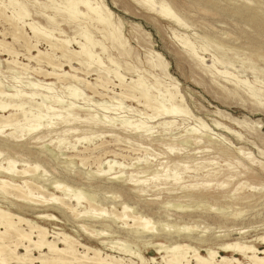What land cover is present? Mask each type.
Returning <instances> with one entry per match:
<instances>
[{
  "label": "rangeland",
  "instance_id": "rangeland-1",
  "mask_svg": "<svg viewBox=\"0 0 264 264\" xmlns=\"http://www.w3.org/2000/svg\"><path fill=\"white\" fill-rule=\"evenodd\" d=\"M8 1L0 0V88L9 94L17 93L18 98H14L16 102L29 101L24 105L28 110L27 118H32L31 115L38 111L44 115L47 113L45 109L49 114L41 118L42 129L36 131V137L30 138L25 145H17L20 141H15L12 147L0 143V164L7 165L6 160L10 158L19 169L23 164L26 167L38 164L35 174L39 177V173L42 175L38 182L32 181L34 184L31 183L29 187H24L20 181L16 183L21 184L26 194L37 201L51 197L52 192L54 197L60 195L65 200L70 196L73 200L75 196L80 203L74 204V210L85 217L80 219L74 218L70 212L65 214L54 203L41 207L37 202L35 208L24 206L25 214L15 211L12 206L14 201L10 199L3 202L0 199L2 207L9 203L11 212L47 227L51 234L52 230L58 231L52 227L58 228L86 246L119 258L123 264H168L162 256L170 252L166 253L163 247L171 240L194 247L201 256L206 255L207 248L229 256L230 252L224 253L218 249L221 243L240 242L253 245L259 250L264 249V241H260L264 238V0H156L167 2L183 26L150 13L134 0H102L112 12L113 25L119 28L124 44L122 47L113 45L94 20H86L80 15V20H77L78 17L75 21L68 19L63 9L66 0H11L14 5L9 6ZM16 3L23 5L28 13L21 20L24 22L14 14L19 6ZM238 6L239 13L234 12ZM78 9L82 11L83 7L78 5ZM252 11L261 14L251 18ZM47 15L53 19L47 18ZM11 18L15 19L12 22L22 26L23 38L18 41L11 36ZM31 21L37 23L35 25L41 30L37 38L26 25ZM80 32L91 39L87 47L92 55L95 54L93 59L97 57V61L99 58L101 67L93 59L92 65L85 66L73 58L70 62L76 68L73 72L66 58L61 59L59 53H53L47 44L48 40L68 39V48L76 51L78 48L75 41L85 42ZM184 39L191 46L190 52L182 44ZM24 41L35 45L55 62L60 61L61 68L77 78L56 80L44 77L42 72L48 69L45 59H41L42 63L27 60ZM76 58L79 59V56ZM159 62L166 67L160 68ZM113 73L120 75L125 85L145 81L146 87L143 88L149 91L152 99L160 103L158 113L176 104L181 109L177 114L179 116L150 119L152 110L144 108L141 100L137 103L128 98L110 99L114 92L124 88L117 86ZM104 80L109 81L107 91L99 86ZM92 85L102 93H95ZM34 91L35 97H28ZM12 100L8 96L0 97V102ZM22 118L19 116L12 123L16 122L14 125L6 124L4 129L0 127L3 134L10 131L16 133L19 130L15 131L16 128L23 125ZM63 119L64 122L61 121ZM167 120L171 123H162ZM215 122L220 124L219 127L215 126ZM199 132L203 134L200 136ZM59 140L60 145L57 144ZM80 156L86 158L81 161ZM105 159L115 162L106 173L104 170L108 166ZM53 180L67 185L66 193L51 190L49 183ZM196 182L209 183L208 189L201 192L207 198L199 200L191 196L190 184ZM220 185H225L223 191ZM90 195L94 197L93 201ZM89 202L94 204L91 208ZM177 204L184 209H191V212L187 211L185 215L180 212L181 207ZM239 209V215L234 216ZM41 212L53 215L57 222L43 224L35 218ZM133 213L140 216L142 221L149 222L153 231L138 235L127 233L122 223L132 225ZM219 213L222 217L218 216ZM108 216L117 218V221L112 222ZM118 216L122 219L118 220ZM80 224L87 226L88 230L102 232L103 237L95 239L87 236L80 229ZM139 224L131 228L136 229L137 226L140 229ZM185 226L192 228L175 232ZM100 241H110L112 245L109 246L114 248L104 247ZM155 244L163 247L159 249ZM59 246L62 247V244ZM122 250L129 253L125 254L127 252ZM34 253L37 255V252ZM190 256L191 253L187 252V259L194 264ZM234 256L247 262L239 254Z\"/></svg>",
  "mask_w": 264,
  "mask_h": 264
},
{
  "label": "bare ground",
  "instance_id": "bare-ground-1",
  "mask_svg": "<svg viewBox=\"0 0 264 264\" xmlns=\"http://www.w3.org/2000/svg\"><path fill=\"white\" fill-rule=\"evenodd\" d=\"M10 1V2H9ZM8 1V6L9 4H13L11 2V0ZM14 1V0H13ZM135 3L141 5L142 7L146 8V10H149L150 13H155L156 15L160 16L161 18H165L167 20H173L176 24L178 25H182L183 23L178 19V17L174 14V12L172 11V8L170 7V5L167 2L164 1H160L157 2L156 0H134ZM17 2V1H16ZM64 3V2H63ZM43 4V3H42ZM14 5V4H13ZM12 5V6H13ZM17 5V3H16ZM19 5V4H18ZM17 5V6H18ZM21 5V4H20ZM18 6V10H16V12L14 13L17 16V19L23 20L22 18H24L25 16H27V12L24 8V6ZM78 5H81L83 7V10L80 11L78 9ZM7 6V5H6ZM44 6V5H43ZM59 6V5H58ZM172 6V5H171ZM42 7V6H41ZM52 7V6H51ZM63 7V6H62ZM43 8V7H42ZM56 8V7H55ZM58 8V7H57ZM237 9H234V12L239 13V6L236 7ZM13 9H15L13 7ZM64 12L66 17H68V19H73L75 21V18H77L79 15L83 18L89 19V20H94L95 23H97L99 26H101V30L103 32V34L105 36L108 37V39H110V42L118 47H122L123 44V39L120 36V32H119V28H117L115 25H113V22L111 20V16H112V12L109 8L106 7V5L103 4L102 0H66L65 5H64ZM56 11V10H55ZM14 12V11H13ZM60 12V11H59ZM63 12V11H61ZM1 13V11H0ZM57 13V12H56ZM259 14H261L259 12ZM258 13H253V11L251 12V18H254V16L259 15ZM15 15H13L12 17H14ZM64 15V16H65ZM263 18H264V14ZM15 16V17H16ZM79 16V17H80ZM51 16L47 15V18ZM54 17V15H53ZM78 17L77 20H80V18ZM49 18V20H50ZM62 19V17H60ZM53 19V18H51ZM82 19V18H81ZM115 19V18H114ZM15 19L11 18V36L13 38V40H17L19 38H23L22 35V29L21 27H19L15 21L12 22ZM67 20V19H66ZM85 20V19H84ZM27 21V20H26ZM24 22V21H21ZM173 22V23H174ZM20 23V22H19ZM26 23V22H25ZM35 24L37 23H33L31 22H27L26 25L29 27L31 33L33 34V36L35 38H37L38 36H40V29L39 27H37ZM23 25V24H22ZM55 25V24H54ZM25 26V25H24ZM41 28V27H40ZM55 29V28H54ZM84 29V28H83ZM46 31V30H45ZM44 31V34H45ZM86 31V30H84ZM49 32V31H47ZM101 32V33H102ZM81 33V32H80ZM43 34V33H42ZM50 34V33H48ZM47 34V35H48ZM83 33H81V36L85 39V42H80V41H75L77 44V50H70L68 48V44L70 43V40L68 39H62V38H57L54 41H47V44L50 48V50L53 53H59L60 58H66L67 62L69 63L70 69L73 70V72L76 70L75 67H73L70 62L71 60L74 58L77 59L79 61V63L81 65H92L93 63V54L92 52L89 50V48L87 47V44L89 42H91V39L88 37V35H86L85 33L82 35ZM46 35V34H45ZM79 35V34H78ZM86 35V36H85ZM44 36V35H43ZM49 37H52L50 35H48ZM47 36V37H48ZM75 37V35H74ZM104 37V36H103ZM55 38V37H54ZM81 39V38H80ZM184 39V41H182V44L185 48H187V50H189L190 44L189 42ZM18 41V40H17ZM21 41V40H20ZM27 41V40H26ZM181 41V40H180ZM74 42V41H73ZM23 43V42H22ZM25 49H26V59L29 61H35L36 63H39L41 61L42 58H44V62L46 67L48 68L47 70H45L44 72H42L44 77L47 78H54L56 80H61L64 78H69L72 80L76 79L77 77L75 75L69 74L68 71H65L61 68V63L59 62H55L54 59H52L51 56H47L48 54L43 53L40 49H38L35 45H29L27 42H25ZM96 43V42H94ZM93 43V44H94ZM181 43V42H180ZM90 44V43H89ZM92 44V43H91ZM101 44V42H100ZM112 45V46H113ZM4 46V45H3ZM90 46V45H89ZM104 46V45H103ZM101 46V50L104 51V47ZM115 46H113L115 48ZM7 47V46H6ZM91 49V47H90ZM121 49V48H120ZM192 49V48H190ZM228 49V48H227ZM49 50V49H48ZM9 54H13L12 51L10 50H6ZM124 51V50H123ZM50 52V53H52ZM122 52V51H121ZM125 53L128 54V52L124 51ZM187 52H190L187 51ZM192 52V50H191ZM195 54V52H192ZM46 55V56H45ZM52 55V54H50ZM54 55V54H53ZM197 56V54H195ZM194 55V56H195ZM77 56H79V59L76 58ZM191 56V55H190ZM57 57V56H56ZM193 57V56H192ZM198 57V56H197ZM54 58V56H53ZM58 58V57H57ZM159 58V57H158ZM59 59V58H58ZM62 59V58H61ZM93 59V60H92ZM112 59V58H111ZM160 59V58H159ZM99 60V58H98ZM96 61L94 63L98 64V66L101 67V65L98 63L99 61ZM201 60V59H200ZM13 61V60H12ZM65 61V60H63ZM15 62V61H14ZM155 62V61H154ZM158 62V61H156ZM16 63V62H15ZM42 63V61H41ZM63 63V62H62ZM78 63V62H76ZM153 63V62H152ZM18 64V63H17ZM16 64V65H17ZM214 64V63H213ZM22 67H25L24 64H20ZM156 66L161 65L160 68H164L166 67L164 64H162L161 62L158 63V65L155 63ZM28 66V65H27ZM153 66V65H151ZM82 67V66H81ZM27 68V67H26ZM87 68V67H86ZM97 68V67H96ZM107 68V67H106ZM35 69V68H34ZM98 69V68H97ZM96 69V70H97ZM104 70V69H103ZM160 70V69H159ZM101 71V70H100ZM99 71V74L101 73ZM110 71V70H109ZM112 71V69H111ZM162 73L164 72V70H161ZM108 72V70H107ZM106 72V73H107ZM109 73V72H108ZM226 73V72H224ZM115 78L117 80V86L119 87H123V89H120V91L118 92H114L113 96L110 97V99L114 98V97H119L120 99H124V98H128V99H132V100H136L137 103H140L139 101L141 100L142 105L144 108L146 109H150L152 110V114L150 117V119H158V117H165V116H173V115H177L179 112H181V109L179 107V105H170L169 107L165 108L162 112L158 113V109H159V105L160 103L157 100L152 99V97L149 95V91H147L145 88L146 87L145 81L140 83L139 81H135L133 83H129L127 85L123 84L122 82V77L118 74H114ZM112 75V76H113ZM98 76V75H97ZM107 76V75H106ZM139 77V76H138ZM14 79V78H13ZM16 80V79H15ZM14 80V81H15ZM115 80V81H116ZM141 80V79H139ZM159 80V79H158ZM17 81V80H16ZM15 81V82H16ZM77 81V80H76ZM111 81V80H110ZM124 81V80H123ZM157 81V80H154ZM29 82V81H28ZM78 82V81H77ZM84 82V81H83ZM109 81L104 80L101 81L100 85L102 89H104V91L108 90L106 89V85L108 84ZM86 83V82H85ZM84 83V84H85ZM42 84V83H41ZM81 84V83H80ZM157 84V83H156ZM3 85V84H2ZM32 85H35L34 83H32ZM49 85V84H48ZM153 85V84H152ZM36 86V85H35ZM65 86V85H64ZM89 86V85H88ZM148 86V85H147ZM236 86V85H235ZM38 87V86H37ZM91 87V86H90ZM95 87V85H94ZM14 88V87H13ZM36 88V87H34ZM250 88V87H249ZM32 89V88H31ZM46 89V88H45ZM92 89L95 93H102L100 91H97L96 88H93L92 85ZM148 89V87H147ZM9 90V89H8ZM14 90V89H12ZM33 90V89H32ZM31 90V91H32ZM36 90V89H35ZM69 90V89H68ZM19 91V90H18ZM17 91V92H18ZM24 91V90H23ZM22 91V92H23ZM28 91V90H27ZM30 91V90H29ZM30 91V92H31ZM251 91V90H250ZM35 92V91H34ZM31 93L29 95V93H27L28 97L30 98H34L35 93ZM38 92V91H37ZM48 92V91H47ZM68 93V91H66ZM113 92V91H112ZM165 92V91H164ZM21 94V92H19ZM17 94V93H16ZM15 93L13 94H9L5 91H3V89L0 88V95L1 96H8L11 99H13L10 102H0V127H2V129H4L3 127L8 124V126L10 125H14L16 124V122L14 124H12L14 121H17L18 117L21 116L23 117L22 124H20L21 126H19V128H16L15 131H17V129H19L18 131L20 132L19 134L16 132H9L8 134L4 135L3 130L0 128V143L6 145L7 147H12V145H15L16 143H14L15 141H20V143H17V145L23 146L25 145L30 138L36 137L37 133L36 131H40V129H42L41 127V118L43 116H45L46 114H49L46 110V114L43 115V113L41 111H38L37 114L35 115H31L32 118H27L26 112L28 110H26V107L24 106L25 104L29 103L26 101H21V102H16L14 101V98H18V96ZM19 94V95H20ZM23 94V93H22ZM33 95V97H32ZM39 96L43 97L44 95L42 94H38ZM0 96V97H1ZM25 96V97H26ZM156 96V95H155ZM167 96V95H166ZM22 97V96H21ZM37 97V95H36ZM47 98H49L48 96H45ZM157 97V96H156ZM155 97V99H156ZM168 97V96H167ZM250 97H252V95H250ZM66 98V97H65ZM171 98V97H170ZM51 99V98H50ZM62 99V98H61ZM117 99V98H116ZM174 99H177L176 97ZM173 100V99H172ZM255 100V99H254ZM43 101V100H42ZM40 100V102H42ZM52 101V100H51ZM119 101V99H118ZM121 101V100H120ZM181 101V100H180ZM178 101V102H180ZM33 102V101H32ZM55 102V101H54ZM115 102V101H114ZM174 102V101H173ZM258 102V101H256ZM35 103V102H34ZM175 103V102H174ZM181 103V102H180ZM76 104V103H75ZM172 104V101H171ZM183 104V103H181ZM42 105V104H41ZM103 104H100V106ZM30 106L29 105V110H30ZM113 106V105H112ZM44 107V105L42 106ZM104 108V107H103ZM130 108V107H129ZM32 109V108H31ZM35 110V109H34ZM112 110V108H111ZM67 111V109H66ZM119 111V110H118ZM183 111V110H182ZM65 112V111H64ZM185 112V110H184ZM112 113V112H111ZM137 113V112H136ZM6 114V115H5ZM29 114V113H27ZM33 114V113H31ZM187 114V113H186ZM116 115V114H115ZM30 116V115H29ZM145 116V115H144ZM179 116V115H177ZM181 116V115H180ZM186 115H184L185 117ZM191 116V115H190ZM46 117V116H45ZM174 117V116H173ZM188 117V116H187ZM186 117V118H187ZM49 118V117H47ZM44 119V118H43ZM51 119V118H50ZM59 119V118H58ZM49 120V119H48ZM93 120V119H90ZM90 120H88L90 122ZM61 121H65L64 119ZM87 121V120H86ZM173 121V120H172ZM59 122V121H58ZM75 122V121H74ZM102 122V121H101ZM175 122V121H174ZM18 123V122H17ZM53 123V122H52ZM60 123V122H59ZM94 123V122H93ZM104 123V122H102ZM107 123V122H106ZM163 124H170L171 121L167 120V121H162ZM55 124V123H54ZM96 124V123H95ZM98 124V123H97ZM105 124V123H104ZM198 124V123H197ZM66 125V124H65ZM106 125V124H105ZM139 125V124H138ZM161 125V124H159ZM219 123L215 122V126L219 127ZM16 126V125H15ZM69 126V125H68ZM140 126V125H139ZM14 128V126H11V128ZM44 127V126H43ZM52 127V126H51ZM79 127V126H78ZM205 126H203L204 128ZM50 127H48L47 129H49ZM70 128V127H68ZM73 128V127H72ZM200 128V127H199ZM52 129V128H51ZM54 129V128H53ZM194 129V128H193ZM191 129V130H193ZM206 129V128H204ZM203 129V130H204ZM228 130V128H226ZM55 130V129H54ZM106 130V129H105ZM133 130H135L133 128ZM196 130V129H195ZM202 130V129H201ZM47 131V130H46ZM50 131V130H49ZM48 131V132H49ZM108 131V130H107ZM106 131V132H107ZM110 131V130H109ZM126 131V129H125ZM43 132V130L41 131ZM111 132V131H110ZM188 132V131H186ZM185 132V133H186ZM191 132V131H190ZM46 133V132H45ZM113 133V132H112ZM189 133V132H188ZM200 133V132H199ZM230 133H232L230 131ZM234 133V132H233ZM34 134V135H32ZM40 134V133H39ZM114 134V133H113ZM187 134V133H186ZM193 134V133H191ZM203 133H200V136ZM237 135V133H235ZM4 135V136H3ZM32 135V136H31ZM112 135V134H111ZM183 135V134H182ZM189 135V134H188ZM195 135V133H194ZM199 135V134H196ZM162 136V135H161ZM199 136V137H200ZM205 136V135H204ZM189 137V136H188ZM192 137V136H191ZM203 137V136H202ZM207 137V136H206ZM205 137V138H206ZM211 137V136H210ZM239 137V136H238ZM118 138V137H117ZM194 138V137H193ZM209 138V137H208ZM221 138V137H220ZM63 139V138H62ZM84 139V138H83ZM87 139V138H86ZM132 139V138H131ZM211 139V138H209ZM217 140V139H216ZM23 141V142H21ZM185 141V140H184ZM188 141H190V139H188ZM200 141V140H199ZM61 141H57V144L60 145ZM183 143V142H182ZM226 143V142H225ZM213 144V143H212ZM185 145V144H184ZM225 147V146H223ZM222 147V148H223ZM217 148V147H216ZM1 149V148H0ZM185 149V148H184ZM50 150V149H49ZM48 151V150H47ZM52 152V151H51ZM205 152V151H204ZM222 152V151H221ZM241 152V151H240ZM49 153V152H48ZM61 154V152H59ZM6 154V153H5ZM51 155V153H50ZM75 155V154H74ZM78 155V154H77ZM79 156V155H78ZM117 156V155H116ZM115 156V157H116ZM242 156V155H241ZM249 157V155H247ZM54 157V155H53ZM124 157V156H123ZM122 157V158H123ZM8 158V157H7ZM5 158V159H7ZM74 158V157H73ZM80 158H82L80 156ZM86 157H83L81 159V161H83ZM181 158V157H180ZM53 159V158H52ZM115 159V158H114ZM245 160V159H244ZM2 161V159L0 160ZM7 161V165L2 166L0 164V199L5 201L7 199H10V201H14L12 204V206L15 207V211L18 210L17 212L21 211L22 213L25 211L24 210V206H27L28 208H33L32 206H38L37 202H39V206H43V205H49L50 203H54L55 206H57L59 209H61L63 211V213L65 212V214L67 212H70V214H72L74 216V218H79L82 219V217L84 218V214L81 213H77L74 210V204L78 205L79 199L77 197L74 196L73 200H71L72 198L68 197V201L63 199L62 197L60 198L59 196L55 197L53 196V192L51 193V197L49 198H45L42 200H34L31 196H28L25 192V190L23 189V186L19 183H22L24 185V187H29L31 186L30 184L33 182H38L41 179V174L39 173L40 177L38 175L35 174V171H37L38 169V164H33L32 166H25V164H23L22 168H18L15 166V163L13 160L8 159ZM16 161V160H15ZM55 161V160H54ZM101 161V160H100ZM195 161V160H194ZM58 162V161H57ZM62 162V161H61ZM65 162V161H64ZM192 162V161H191ZM243 162V161H242ZM3 163V162H2ZM56 163V162H55ZM72 163H74V161H72ZM105 163L108 166L107 170H104V173L108 172L111 170V167L114 165V161L109 160V159H105ZM21 164V165H22ZM59 164V162H58ZM61 164V163H60ZM99 164H101V162H99ZM17 165V164H16ZM74 165V164H73ZM79 165V164H78ZM81 166V165H80ZM216 166V165H214ZM68 167V166H67ZM100 167V165H99ZM199 167V166H198ZM218 167V166H217ZM72 169V168H71ZM74 169V168H73ZM99 169V168H98ZM159 170V169H157ZM178 170V169H177ZM197 170V169H196ZM195 170V171H196ZM72 171V170H71ZM103 172V170H101ZM69 173V171H68ZM149 173V172H148ZM111 174V173H110ZM157 174V172H156ZM159 174V173H158ZM50 176V175H49ZM48 177V176H47ZM89 177V176H88ZM120 177V176H119ZM157 177V176H156ZM173 177L175 178V176L173 175ZM178 177V176H177ZM46 178V177H45ZM112 178V177H110ZM113 178H118V176H113ZM179 178V177H178ZM177 178V179H178ZM39 179V180H38ZM50 179V178H48ZM53 179V178H52ZM38 180V181H37ZM46 180V179H45ZM44 180V181H45ZM115 180V179H114ZM125 180V179H124ZM132 180V179H131ZM153 180V178H152ZM168 180V178H167ZM170 180V179H169ZM181 180V179H180ZM16 181H20L19 183H16ZM33 181V182H32ZM43 181V180H42ZM113 181V180H112ZM156 181V180H155ZM61 182V181H60ZM122 182V181H121ZM120 182V183H121ZM127 182V179H126ZM175 182V181H174ZM44 183V182H43ZM49 183V181H48ZM124 183V182H122ZM34 184V183H33ZM63 184V183H62ZM61 183L58 182V180H53L52 182L49 183V188L51 190L55 191H61L62 193L65 192V190H67V185H62ZM114 184V183H113ZM237 184V183H236ZM37 185V184H36ZM38 185H40L38 183ZM136 185V184H135ZM192 187V191L189 190L190 192H192L191 196H194L195 198L198 197L199 200H203L205 198H207L205 196L204 193H201L203 189H208L209 183H200L198 184L197 182L195 184H190ZM241 185V184H240ZM197 186V187H196ZM221 188L220 190L223 191L224 189L222 188L225 185H220ZM32 187H36V186H32ZM41 188V185L39 186ZM36 187V188H39ZM195 187V188H194ZM219 187V186H218ZM245 187V185H244ZM134 188V187H133ZM254 188V187H253ZM73 189V188H72ZM250 189V187H249ZM255 189V188H254ZM261 189V188H259ZM47 190V189H46ZM187 190V189H186ZM185 190V191H186ZM193 190H201V191H194ZM253 190V189H252ZM71 191V190H69ZM73 191V190H72ZM142 191V190H141ZM239 191V190H238ZM68 192V191H67ZM83 192V191H82ZM28 193V192H27ZM66 193V192H65ZM71 193V192H70ZM69 193V194H70ZM75 193V192H74ZM77 193V192H76ZM88 193V192H87ZM86 193V194H87ZM53 194V195H52ZM68 194V193H67ZM103 194V193H102ZM179 194V193H178ZM188 194V193H187ZM191 194V193H190ZM218 194V193H217ZM73 195V194H72ZM65 196V195H63ZM83 196V195H82ZM93 196V195H92ZM189 196V195H187ZM251 196V195H250ZM67 197V196H66ZM89 197V196H88ZM119 197V196H118ZM184 197V196H183ZM253 197V196H252ZM94 198V197H93ZM93 198L90 195V200L93 201ZM187 198V197H186ZM107 199V198H106ZM149 199V198H148ZM154 199V198H153ZM69 200H71L72 203L69 202ZM88 200V198H87ZM89 200V201H90ZM115 201V200H114ZM144 201V200H143ZM168 201V200H167ZM74 202V203H73ZM113 202V201H112ZM245 202V201H244ZM8 202H6L7 204ZM11 203V202H10ZM20 204V205H16V204ZM85 203V202H84ZM119 203V202H118ZM9 204V203H8ZM6 205V207H2L0 205V264H123L124 262H122V260H120L119 258H116L115 256L106 254V253H101L99 249L97 248H93V247H89L86 246L85 244L79 242L77 239H75L73 236H70L64 232H62V230L60 231V229L52 227V229H56L58 231L53 232L52 230V234L50 233L51 231L45 227L42 226L38 223H36V221H33L31 219H28L24 216H20L18 214H14V212L10 211L9 205ZM90 208L92 205H94L92 202L88 203ZM182 204V203H179ZM177 204V205H179ZM82 205V204H81ZM116 205V204H115ZM176 206V204H174ZM183 205V204H182ZM182 205H179L181 208L182 213H187V211H189L188 213H190L191 209L187 210L184 209L182 207ZM50 206V205H49ZM53 206V205H52ZM54 206V207H55ZM88 206V207H89ZM105 206V205H104ZM170 206V205H169ZM178 206V207H179ZM185 206V205H183ZM202 206V205H201ZM222 206V205H221ZM247 206V205H246ZM53 207V208H54ZM83 207V206H82ZM101 207V206H100ZM99 207V208H100ZM163 207V206H162ZM167 207V206H166ZM177 207V208H178ZM196 207V206H195ZM203 207V206H202ZM77 208V207H76ZM85 208V207H84ZM111 208V207H110ZM171 208V207H170ZM220 208V207H219ZM86 209V208H85ZM93 209V208H92ZM91 209V210H92ZM124 209V207L122 208ZM127 209V208H126ZM167 209V208H166ZM169 209V208H168ZM243 209V208H242ZM27 210V209H26ZM58 210V209H57ZM60 210V211H61ZM78 210V209H77ZM165 210V209H164ZM174 210V209H173ZM183 210V211H182ZM185 210V211H184ZM194 210V209H192ZM213 210V209H212ZM216 210V208L214 209ZM224 210V209H223ZM222 210V211H223ZM129 211V210H127ZM126 211V213H127ZM179 211V210H178ZM200 211V210H199ZM219 211V210H218ZM221 211V209H220ZM226 211V210H225ZM239 212L235 213L234 216L239 215L240 213V209L238 210ZM242 211V210H241ZM88 212V211H87ZM62 213V212H61ZM125 213V212H123ZM229 213V212H228ZM25 214V213H23ZM100 214V213H99ZM181 214V213H180ZM220 214V213H219ZM218 216L222 217V214H220ZM243 214V213H242ZM240 214V215H242ZM69 215V214H68ZM71 215V216H72ZM116 215V214H115ZM140 215V214H139ZM184 215V214H183ZM217 215V214H216ZM227 216V215H226ZM88 217H95L92 215H88ZM107 217V216H106ZM109 217V216H108ZM35 218L39 219L41 222H44L43 224H48L51 225L53 224V222H57V218L55 219V217L51 214L48 213H37L35 215ZM111 218V217H109ZM122 219V217L118 216V220ZM227 218V217H226ZM112 222H114L113 220L117 219H113L112 216ZM131 221H133L132 225H136L137 223H140L138 226H140L141 228L138 229L136 226V229H132V225L128 224L127 222H124L122 224H124V226L126 227H122L123 229H125L127 231V233H131V234H137V233H142V232H147V231H153V229L151 228V226H149V222H146L145 220L142 221V218L140 216H136L133 214H131ZM220 219V218H218ZM38 220V221H39ZM86 220V219H85ZM104 220V219H103ZM127 220V219H125ZM39 221V222H40ZM83 221V220H82ZM117 221V220H115ZM121 221V220H120ZM124 221V220H123ZM177 223V222H176ZM23 225L25 227H23ZM190 226V225H189ZM199 226V225H198ZM201 226V225H200ZM80 229L82 231L85 232V234L89 237L92 238H97L100 239L102 235H104L102 232H99L98 230H88L83 224L79 225ZM182 227V226H181ZM51 228V227H49ZM192 228V227H190ZM188 226H185L182 230L181 229H176L175 232L179 233L180 231L183 230H189L190 229ZM256 228V227H255ZM79 229V228H78ZM254 229V228H253ZM141 232H140V231ZM192 230V229H191ZM190 230V231H191ZM228 230V229H227ZM81 231V232H82ZM211 231V230H210ZM248 231V230H247ZM167 232V231H166ZM169 232V231H168ZM75 233V232H74ZM150 233V232H149ZM164 233V232H163ZM170 233V232H169ZM185 233V232H184ZM207 233V232H206ZM77 234V233H76ZM143 234V233H142ZM147 234V233H144ZM154 234V233H153ZM167 234V233H165ZM182 234V233H180ZM215 234V233H214ZM116 235V234H115ZM138 235V234H137ZM155 235V234H154ZM169 235V234H168ZM172 235V234H171ZM176 235V234H174ZM178 236V235H177ZM199 236V235H198ZM201 236V235H200ZM79 237V236H78ZM103 237V236H102ZM155 237V236H154ZM202 237V236H201ZM204 237V236H203ZM206 237V236H205ZM52 238V239H51ZM189 238V237H188ZM210 238V237H209ZM260 238V237H259ZM191 239V238H190ZM193 239V238H192ZM204 239V238H203ZM262 240L260 241H264V238H261ZM196 241H200L199 239H195ZM118 241V240H117ZM189 241V240H188ZM204 241V240H202ZM166 242V241H165ZM191 242V241H190ZM208 242V241H207ZM62 244V247L59 246V244ZM111 242L107 241H100V244L103 245L104 247H108V248H112L113 246H109ZM115 243V242H113ZM200 243V242H199ZM204 243V242H203ZM262 244H264L262 242ZM112 245V244H110ZM118 245V244H117ZM122 245V244H121ZM97 246V245H96ZM95 246V247H96ZM125 246V245H124ZM153 246V245H152ZM156 247H158L159 249H161L163 246H161L160 244H155ZM82 248V250H79V248ZM114 248V247H113ZM163 249L167 252H170L169 255H164L162 256V259L165 260V262H167L168 264H192L189 262V260L186 257L187 252L191 253V259L194 261V264H211V262L213 261L214 264H264V249L259 250L257 247L253 246V245H247V244H241L240 242H233V243H221L218 246V249L224 253H228L230 252V255H221L219 253V251H215L213 249L207 248L206 250V255L205 256H201L196 249H194V247L189 246L186 243H179L177 240L173 241L171 240L167 246L163 247ZM22 250V252H21ZM121 250V249H120ZM126 251L127 250H122ZM34 252H37V255H35ZM129 252L125 253L128 254ZM239 254L241 255L244 259L247 260V262H242L239 260V258H236L234 255ZM260 254H262V256H260ZM218 258V259H216ZM130 264H132L131 262H129ZM212 263V264H213Z\"/></svg>",
  "mask_w": 264,
  "mask_h": 264
}]
</instances>
